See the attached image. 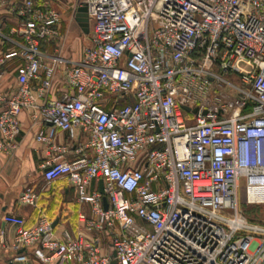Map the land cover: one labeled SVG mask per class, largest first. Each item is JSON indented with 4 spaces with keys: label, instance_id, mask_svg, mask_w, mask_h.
<instances>
[{
    "label": "built area",
    "instance_id": "2783aa9c",
    "mask_svg": "<svg viewBox=\"0 0 264 264\" xmlns=\"http://www.w3.org/2000/svg\"><path fill=\"white\" fill-rule=\"evenodd\" d=\"M81 6L89 44L73 60L51 2L0 0L16 19L0 28V153L17 150L25 110L38 141L66 133L76 156L55 147L43 178L66 177L89 206L78 236L7 214L10 264H110L113 251L118 264H264V222L241 210L264 205V0H78L73 16ZM39 197L26 186L19 201Z\"/></svg>",
    "mask_w": 264,
    "mask_h": 264
},
{
    "label": "crops",
    "instance_id": "0c3cea01",
    "mask_svg": "<svg viewBox=\"0 0 264 264\" xmlns=\"http://www.w3.org/2000/svg\"><path fill=\"white\" fill-rule=\"evenodd\" d=\"M15 24L14 16L0 10V28L7 31ZM80 58L81 56L77 60ZM16 87L15 74L8 72L3 90L14 91ZM20 119L21 132L17 150L10 154L0 153V264H10L16 253L11 245L18 226L5 220L7 214L23 216L26 226L35 225L40 216L45 214L53 221L58 236H62L64 231L72 236L90 234L79 218L81 212L89 213V206L76 199L75 189L68 179L62 177L47 185L43 178L44 164L60 153L55 147H66V158L76 156L73 141L66 133L58 132L55 138L40 142L36 133L41 126L33 122L30 112L23 111ZM50 125L46 122L42 127L47 128ZM83 140L85 138L81 137L80 141ZM26 186H32L40 193L36 207L19 201L20 193ZM103 242L107 244L108 238L104 236ZM26 264L41 263L30 256Z\"/></svg>",
    "mask_w": 264,
    "mask_h": 264
},
{
    "label": "rangeland",
    "instance_id": "374dc122",
    "mask_svg": "<svg viewBox=\"0 0 264 264\" xmlns=\"http://www.w3.org/2000/svg\"><path fill=\"white\" fill-rule=\"evenodd\" d=\"M56 7L62 15L59 23L60 44L63 47V52L70 59L77 60L83 53L85 47L89 44V34H85L82 28L75 20V7L78 0H48ZM75 14V13H74ZM49 52L52 51L50 47ZM227 79H237L234 75L224 74ZM76 193V192H75ZM77 197V194H76ZM77 199V198H76ZM78 200V199H77ZM241 210L249 219L264 222V205H247L242 203Z\"/></svg>",
    "mask_w": 264,
    "mask_h": 264
},
{
    "label": "water",
    "instance_id": "95a60500",
    "mask_svg": "<svg viewBox=\"0 0 264 264\" xmlns=\"http://www.w3.org/2000/svg\"><path fill=\"white\" fill-rule=\"evenodd\" d=\"M75 20L76 22L79 24V26L82 28L83 32L85 34H89L90 32V24H89V16H88V12H87V8L85 6H81L77 9L76 13H75ZM101 192H103V184L101 182ZM104 205L105 208L108 207V202L106 197H104ZM116 256V252L113 251L112 253V261L110 264H118L117 260L115 259Z\"/></svg>",
    "mask_w": 264,
    "mask_h": 264
}]
</instances>
